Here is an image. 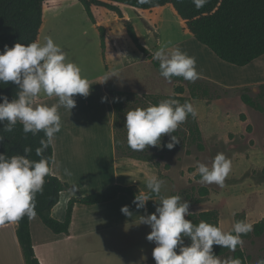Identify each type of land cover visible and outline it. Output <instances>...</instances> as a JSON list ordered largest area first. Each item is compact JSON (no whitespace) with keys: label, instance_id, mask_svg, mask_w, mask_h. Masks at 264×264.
Returning a JSON list of instances; mask_svg holds the SVG:
<instances>
[{"label":"rangeland","instance_id":"1","mask_svg":"<svg viewBox=\"0 0 264 264\" xmlns=\"http://www.w3.org/2000/svg\"><path fill=\"white\" fill-rule=\"evenodd\" d=\"M127 12L139 32L140 42L149 49L150 53L165 44L169 49L179 47L189 56L195 57L196 69L201 77H207L208 80L216 83L211 98L191 99L202 131L204 150H200L191 138H183V132L189 134L184 122L176 130L182 132L179 138L183 139V145H175L171 150L165 147L146 148L145 154L152 159L150 162L158 163L156 165L158 168L154 167V170L174 184L168 179L162 180L164 183L161 191L167 196L175 192L183 202L188 201L187 193H193L198 197V188L207 185L211 189V197L208 196L202 203H189V212L218 209L221 212L220 226L224 231L232 229L235 215L239 212L245 213L246 222L251 225L262 220L264 217L262 215L264 97L260 95L264 94V91L259 85L264 81V55L248 67L235 66L223 62L207 46L197 41L184 28L183 22L170 6L148 15L132 7H128ZM109 26L111 27V23ZM125 29V26L115 27L111 33L112 39L109 42L113 46L111 53L114 56L109 63L108 72L100 32L88 18L83 4L77 0L52 4L51 9L46 12L39 43H44L45 38L51 36L66 53L67 60L77 64L82 75L87 79L101 76L107 78L110 72L111 74L115 72L118 76L110 77L103 81V84L108 89L128 93L126 111L146 108L153 104L152 98L161 100L172 98L178 85H184V96L191 97L188 81L167 80L162 77L160 70L133 41L128 43L124 40ZM107 56L106 48V59ZM244 86L253 87L254 90L249 92V95L261 106V109L244 102L243 92L238 90ZM125 121L124 115L123 122L118 127L120 141L124 147L127 145ZM170 136L171 134L162 136V145L169 142ZM221 152L231 160V171L224 185L207 184L197 180L195 178L197 163L202 162L210 166L215 155ZM145 173L149 176V171ZM131 230L135 234L131 233ZM150 231L151 227L143 223L122 228L118 233L125 232V235L102 244L100 246L102 252L94 255L89 253L92 248H86L84 264H156L152 255L155 242L146 239ZM242 240V248L250 256L252 264L264 259V234ZM219 258L224 260L229 257ZM78 262L81 264L80 260L71 261L70 264H78Z\"/></svg>","mask_w":264,"mask_h":264},{"label":"clouds","instance_id":"2","mask_svg":"<svg viewBox=\"0 0 264 264\" xmlns=\"http://www.w3.org/2000/svg\"><path fill=\"white\" fill-rule=\"evenodd\" d=\"M207 2L192 0L196 9ZM138 3H150V0H138ZM151 56L159 61L160 75L167 80L175 76L195 82L199 78L195 57L179 47L169 49L165 44ZM113 76L118 75L113 72L105 81ZM8 83L17 85L18 91L12 100L5 95L0 102V123L6 122L3 132H12L19 122L25 135L41 132L44 135L35 148L38 160L30 158L31 146H25L23 154L0 153V225L15 223L24 216L29 220L36 216L35 195L43 190L45 177L51 174V165L55 163L46 153L54 143L55 134L61 131L59 108L71 111L77 103L74 96L87 97L92 85L82 75L80 67L67 60L66 53L51 36L42 44L34 41L27 45L19 42L12 47L5 45L0 51V84ZM42 92L48 97H57L58 102L52 105L37 103L36 98ZM101 99L104 102L107 96ZM189 114L193 118L197 116L191 102L181 104L172 98L146 108L128 109L125 113L128 146L138 152L148 146L173 149L180 139L171 135L169 142L162 145L161 137L175 133ZM3 139L0 135V142ZM64 171L71 175L68 169ZM196 171L202 182L223 186L231 171V160L224 153H217L210 166L198 162ZM146 183L149 193L159 197V201L155 200L158 202L156 211L140 216V223L151 227L146 239L155 242L152 255L156 264H241L238 258L221 260L214 254L213 245L235 251L238 245H243L241 236L252 230L251 224L237 221L230 231H224L203 220L193 223L185 218L192 214L188 201L182 202L179 195H163L164 182L156 176L147 177ZM149 200L154 199L139 192L132 203L137 209H143ZM121 212L126 216L132 214L127 205L122 206ZM185 237L190 239L189 244L184 243ZM256 264H264V259L257 260Z\"/></svg>","mask_w":264,"mask_h":264},{"label":"trees","instance_id":"3","mask_svg":"<svg viewBox=\"0 0 264 264\" xmlns=\"http://www.w3.org/2000/svg\"><path fill=\"white\" fill-rule=\"evenodd\" d=\"M65 0H0V51L5 45L14 46L19 42L30 44L34 41L39 42L41 30L45 23L46 11L52 7V4H58ZM81 2L93 24L98 23V19L103 11H110L124 18L121 6H130L142 12H158L163 7L170 6L176 15L183 22L184 28L200 43L207 46L219 59L235 66L244 67L255 59L264 55V0H208L200 9H196L192 0H150V3L139 4L138 0H77ZM124 26L127 36L135 43L136 47L147 55L153 64L159 69V61L154 60L149 49L140 42V38L132 22L125 19ZM100 37L103 55L106 60V28L103 25L97 26ZM160 70V69H159ZM177 81H185L183 77H172ZM216 83L199 77L195 82L188 81V87L191 97L184 96V85H178L175 88V95L172 99H177L181 104L185 101L191 102V99L211 98L213 86ZM264 91V83L259 85ZM242 99L245 103L261 109V106L249 95L253 91L252 86L239 88ZM18 86L14 83L0 84V102L3 96L9 100L15 98ZM112 104L114 107V144L115 151L119 157H128L137 160L151 161L150 156L142 152L133 151L128 143L124 147L120 141L118 127L123 122L126 113L128 93L121 90H109ZM264 97V94L260 95ZM153 104H158L161 99L152 98ZM6 122L0 123V135L4 136L0 142V153L7 155L23 154L25 146H31L32 153L30 158L38 160L35 155V148L39 146V140L44 133L38 135L23 133V126L19 122L12 132H3ZM187 131L183 132L184 139H190L195 142L200 150H204L203 135L197 118L190 114L184 121ZM182 132H175L179 138ZM162 139V137H161ZM180 139V138H179ZM167 143H164L166 145ZM183 145V139L176 146ZM167 149V147H165ZM47 156L53 158V145L48 149ZM158 165V163H155ZM52 166V165H51ZM197 180H201L200 175H195ZM70 185L62 181L57 176L51 174L45 177L43 190L36 193L35 211L42 222L55 234H69V228L72 220V213L76 204L95 205L116 199L120 194H126L134 200L138 194L133 185L111 184L104 190L94 192L87 196L73 197L69 200L66 216L64 220H58L52 215L53 207L59 202L61 193L67 191ZM148 194L150 198L158 197ZM165 195L164 193H162ZM210 194L207 186L202 185L198 188V197L193 193H187L189 203H202ZM172 195H178L176 193ZM159 198V197H158ZM186 219L199 223L201 220L219 226V210L207 209L198 213L188 215ZM237 221H246L244 212L235 215ZM6 224V223H5ZM17 237L21 245L26 264H41L37 258L33 246V240L30 231V220L27 216L17 221ZM264 234V217L262 220L252 225V230L242 239L251 237H260ZM189 238H184V243L189 244ZM213 252L218 257H231L241 260V264H252L250 256L246 254L242 246L238 245L235 251L228 248L213 245ZM147 264V263H141Z\"/></svg>","mask_w":264,"mask_h":264},{"label":"crops","instance_id":"4","mask_svg":"<svg viewBox=\"0 0 264 264\" xmlns=\"http://www.w3.org/2000/svg\"><path fill=\"white\" fill-rule=\"evenodd\" d=\"M121 7L124 18H120L114 12L103 11L97 25L94 24L96 28L98 25H103L106 28L108 53L106 61L108 65L106 63L105 66L107 72L110 71L109 63L114 56L111 53L113 46L109 42L112 39V31L115 27L124 26L125 19L133 21L127 12V8L130 6L123 5ZM136 10L144 15L150 14V12ZM133 25L137 31L135 23ZM137 34L139 36L138 31ZM124 40L128 43L132 41L126 31ZM259 58L244 67L256 63ZM199 77L201 76L199 75ZM202 78L207 79V77ZM105 79L103 76L88 79L92 84L90 94L87 97L75 95L74 99L77 103L71 111L64 107L59 108L62 127L61 131L55 134L53 143L55 163L52 164L51 171L53 175L67 182L70 188L61 193L59 202L52 209V215L58 220L65 219L68 202L73 197L87 196L104 190L111 184L133 185L137 193H147L149 192L146 183L147 177L156 176L160 180L168 179L161 177L160 172L157 173V170H154V167L157 166L150 161L119 157L116 154L114 144L115 112L109 93V90L115 89H108L103 84ZM104 96H107V100L102 102L101 98ZM36 102L52 105L58 102V98L48 97L42 92L36 98ZM65 169H68L71 175L65 174ZM146 171H149V176L146 175ZM168 180L173 184L170 179ZM209 190L211 197V189L209 188ZM150 199L154 200L147 201L146 207L143 209H137L136 205L132 203L133 199L126 194H120L114 200L95 205L76 204L72 213L69 234H55L36 215L30 220L35 254L41 264H70L74 260H80L81 264H84L87 255L86 248H92L89 253H94V255L102 252L100 247L102 244H107L125 235V232L118 233L120 229L139 224L140 216L155 212L159 198ZM125 205L129 207L131 216H126L121 212L122 206ZM262 211V215H264V209ZM219 225H221L220 211ZM16 229L17 222L0 225V264H26Z\"/></svg>","mask_w":264,"mask_h":264}]
</instances>
